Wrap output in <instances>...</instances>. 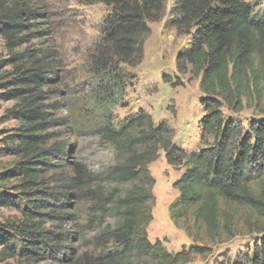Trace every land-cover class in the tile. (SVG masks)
Returning <instances> with one entry per match:
<instances>
[{"label": "trees", "instance_id": "1", "mask_svg": "<svg viewBox=\"0 0 264 264\" xmlns=\"http://www.w3.org/2000/svg\"><path fill=\"white\" fill-rule=\"evenodd\" d=\"M82 1L111 8L92 62L101 104L109 106L126 82L120 64L141 63L148 24L161 18L164 0ZM176 12L173 25L191 36L175 65L179 73L199 78L201 137L212 141L187 151L172 140L166 125L155 126L143 110L113 127L112 140L135 134L128 143H115L124 158L105 173L106 189L92 191L99 238L113 246L117 257L189 264L211 245L257 234L250 253L230 264H264V116L247 128L223 116L224 107L233 112L251 107L264 115V9L254 14L245 0H177ZM37 14L20 0H0V38L6 53L0 56V101H14L3 110L0 123H18L15 133L1 138L0 157L20 158L11 170L0 172V184L18 181V196L0 194V206H15L21 216L0 226V261L18 256L37 262L67 252V233L41 225L55 209H65L72 195L68 189L52 192L43 186L52 151L62 154L63 147L46 148V131L57 118L46 111L45 102L52 98L57 79L51 53L30 43L43 33L31 23ZM163 80L172 83L169 75ZM160 150L168 165L183 168L172 184L178 195L169 204V217L191 243L175 252L164 247V239L149 241L146 230L155 183L148 165Z\"/></svg>", "mask_w": 264, "mask_h": 264}, {"label": "rangeland", "instance_id": "2", "mask_svg": "<svg viewBox=\"0 0 264 264\" xmlns=\"http://www.w3.org/2000/svg\"><path fill=\"white\" fill-rule=\"evenodd\" d=\"M245 1L253 7L254 14L264 9V0ZM20 2L39 12L31 23L43 33L30 43L51 53L55 65L53 74L57 79V84L52 87V98L45 102L46 111L52 118H57L46 131V148L60 145L63 149L62 154L52 151L53 155L49 157L52 166L43 174V186L52 192L68 189L72 196L64 205L65 209H55L50 213L51 217H45L41 222L46 230L67 233L65 256L54 253L37 262H24L15 256L0 261V264H153L131 256L117 257L112 252L113 246L99 238L100 226L94 220L92 191L106 189L105 173L124 158L115 143H128L135 134L132 131L112 140L113 127L140 110L148 113L155 126L166 125L172 140L187 151L197 150L212 141L207 138L206 142L201 137L199 121L204 110L199 103L202 96L199 78L191 77L189 72L179 73L175 65L177 53L191 36V32H179L173 25L179 16L177 0H164L161 18L148 24L150 31L144 40L141 63L136 66L120 64L126 82L118 99L109 106L101 104L102 90L92 62L102 39V25L111 8L103 3L82 0ZM0 56L6 57L1 38ZM165 75H169L176 86L164 82ZM13 103L11 100L0 101V116ZM53 103L55 105L51 106ZM223 116L247 128L251 120H259L264 115L251 107L240 112L224 107ZM17 126L14 119L0 123V146L5 141L1 142V138L15 133ZM19 161L20 158L14 155L0 157V172L11 170ZM148 168L155 180L152 220L146 228L149 241L164 239L163 245L168 251H178L191 243L184 230L175 227L169 217V204L178 195L172 184L183 168L168 165L162 150ZM17 184L15 179L1 183L0 194L18 196ZM20 217L15 206H0V226L7 221L15 223ZM258 238L257 234L239 235L211 245L206 254L194 257L189 264H230L249 254Z\"/></svg>", "mask_w": 264, "mask_h": 264}]
</instances>
